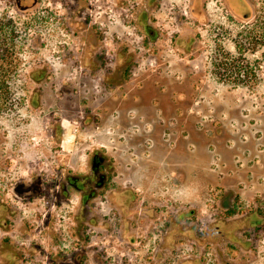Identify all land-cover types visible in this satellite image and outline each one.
Returning a JSON list of instances; mask_svg holds the SVG:
<instances>
[{"label":"flooded vegetation","instance_id":"obj_1","mask_svg":"<svg viewBox=\"0 0 264 264\" xmlns=\"http://www.w3.org/2000/svg\"><path fill=\"white\" fill-rule=\"evenodd\" d=\"M254 99L264 0H0V116L53 143L0 157V264H264ZM160 159L164 189L143 181Z\"/></svg>","mask_w":264,"mask_h":264},{"label":"rangeland","instance_id":"obj_2","mask_svg":"<svg viewBox=\"0 0 264 264\" xmlns=\"http://www.w3.org/2000/svg\"><path fill=\"white\" fill-rule=\"evenodd\" d=\"M128 30V28H127ZM177 57V56H176ZM180 66L182 67L183 63L180 60ZM179 75L180 79L182 78V69L179 67ZM176 75H178L176 73ZM160 90L167 91L168 83H158ZM174 86L175 91H180L181 93L184 92V84L182 82L178 84H172ZM259 90L261 89L262 85L259 86ZM165 89V90H164ZM19 90V84H15V91ZM182 97V96H181ZM180 97V104L185 100L184 98ZM177 102L178 100H173ZM195 102V106L199 105V102L202 100H192ZM207 107L214 108L215 106L218 107L219 103L222 102V106L224 107H231V100L229 99H207L204 101ZM248 105L251 107V104L254 108H262L264 107V99H254L248 101ZM166 103V100L164 101ZM13 122V123H12ZM2 127V130H1ZM37 128V129H36ZM9 129V131L7 130ZM53 145L52 138L48 136L46 132L43 130L38 129V123H36L33 119L26 124L22 125L18 123L17 117L15 115L14 121H11L10 118L6 116H0V157L1 156H8L12 154L15 158H18L22 161H30L32 158H37V156H42L43 154H47L50 151V147ZM204 159L201 157L194 163V169L198 172V169L204 171ZM14 165L16 161H13ZM167 165L164 160L161 162L157 161L156 165L153 166L147 165L144 167L142 172L144 173L145 177L143 179L144 183L152 184L153 186H158L160 189L166 188L168 185L166 184L168 181L167 172L163 169V166ZM27 167L23 169V171H27ZM5 170L0 169V172H4ZM173 173L176 172L175 168H172ZM147 176V177H146ZM2 175H0V178ZM206 180V176L202 175H195L192 181L186 185H176L174 184V193L176 197L185 198H195L198 197L199 190L202 188L203 182ZM169 187V186H168Z\"/></svg>","mask_w":264,"mask_h":264}]
</instances>
